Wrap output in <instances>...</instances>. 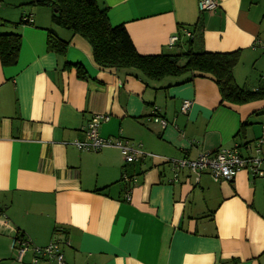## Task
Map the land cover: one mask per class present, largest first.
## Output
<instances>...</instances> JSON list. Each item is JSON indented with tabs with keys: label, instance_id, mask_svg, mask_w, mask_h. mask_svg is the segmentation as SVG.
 Returning a JSON list of instances; mask_svg holds the SVG:
<instances>
[{
	"label": "crops",
	"instance_id": "obj_1",
	"mask_svg": "<svg viewBox=\"0 0 264 264\" xmlns=\"http://www.w3.org/2000/svg\"><path fill=\"white\" fill-rule=\"evenodd\" d=\"M27 2H0V34L22 39L16 64L0 59V212L11 226L35 245L58 240L66 264H264V174L247 169L215 181L204 172L197 180L168 161L235 143L253 155L264 136V99L222 102L211 76L152 80L135 68L102 67L83 36L53 22L50 7ZM217 2L201 12L198 0H98L140 54L240 50L236 83L264 88V0ZM27 15L32 23L22 22ZM49 32L68 42L65 54L48 50ZM96 114L109 115L102 136L152 155L126 165L116 147L79 150L74 140L85 139ZM260 153L264 173V144ZM124 171L135 180L124 181ZM0 238L10 250L9 237Z\"/></svg>",
	"mask_w": 264,
	"mask_h": 264
},
{
	"label": "trees",
	"instance_id": "obj_2",
	"mask_svg": "<svg viewBox=\"0 0 264 264\" xmlns=\"http://www.w3.org/2000/svg\"><path fill=\"white\" fill-rule=\"evenodd\" d=\"M27 4L50 7L53 22L83 36L93 48L95 62L102 67L135 68L152 80L180 76L188 72L193 75L211 76L216 81L222 102L241 105L264 99V88L245 89L235 81L233 71L240 60V50L195 52L189 48L188 51L178 54L143 55L137 51L125 25L111 24L107 9L101 7L98 0H28ZM22 22L28 23L24 19ZM21 43V35L18 33L0 34L2 65L11 66L17 63ZM67 46V41L49 32V51L63 55ZM75 66L78 75L83 79L87 78L84 67L80 64ZM66 67L70 65L66 64ZM243 127L244 124L241 128Z\"/></svg>",
	"mask_w": 264,
	"mask_h": 264
},
{
	"label": "built area",
	"instance_id": "obj_3",
	"mask_svg": "<svg viewBox=\"0 0 264 264\" xmlns=\"http://www.w3.org/2000/svg\"><path fill=\"white\" fill-rule=\"evenodd\" d=\"M198 7L201 12H212L217 9V0H198ZM28 23L33 22L32 15L23 18ZM188 38H193L189 30H185ZM180 39L178 34L171 37L170 46H174ZM192 101L186 99L183 101L181 110L187 112ZM109 119V115L96 114L93 119L85 125V139L74 140V145L81 151L99 152L106 147H116L121 151L126 165L135 163L140 159L151 156V153L145 152L141 144L134 143L129 139L118 136L116 139L104 137L100 134V125ZM154 120L163 127L167 125V120L162 117H155ZM264 144V136L257 139L254 154L245 156L240 152V145L235 143L231 147H222L216 151H203L195 159L183 157L178 160H168L172 169L177 174L180 170L187 169L199 180L204 172H209L215 181L227 180L233 181L235 176L242 170H250L254 174H264L261 170L263 158L261 156V146ZM124 181L130 182L135 180L129 176L127 171L122 174ZM130 192L126 198H130ZM9 230L13 232L12 248L15 251L16 261L24 263L26 254L30 251L33 253L31 260L27 264H38L42 259L53 261L54 264H66L64 255L61 250V243L58 240L51 241L46 246H39L32 243L29 239L20 236L17 229L11 226L8 217L0 212V230Z\"/></svg>",
	"mask_w": 264,
	"mask_h": 264
},
{
	"label": "rangeland",
	"instance_id": "obj_4",
	"mask_svg": "<svg viewBox=\"0 0 264 264\" xmlns=\"http://www.w3.org/2000/svg\"><path fill=\"white\" fill-rule=\"evenodd\" d=\"M1 235L9 237L10 245H12V239L11 238H12L13 234L7 235V233L5 234V232H3V233L0 232V236ZM5 241H6L5 239H1L0 238V247H1V250H0V259H1L0 260V264H24L22 262L16 261L15 251L13 250V248L11 246H10V250H7L5 248ZM26 264H27V262H26Z\"/></svg>",
	"mask_w": 264,
	"mask_h": 264
}]
</instances>
